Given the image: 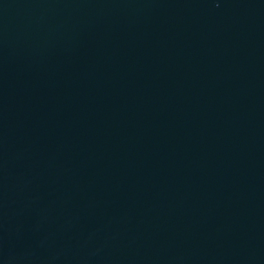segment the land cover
I'll use <instances>...</instances> for the list:
<instances>
[{
  "label": "water",
  "instance_id": "95a60500",
  "mask_svg": "<svg viewBox=\"0 0 264 264\" xmlns=\"http://www.w3.org/2000/svg\"><path fill=\"white\" fill-rule=\"evenodd\" d=\"M0 264H264V0H0Z\"/></svg>",
  "mask_w": 264,
  "mask_h": 264
}]
</instances>
